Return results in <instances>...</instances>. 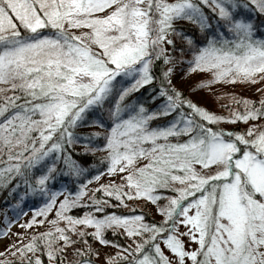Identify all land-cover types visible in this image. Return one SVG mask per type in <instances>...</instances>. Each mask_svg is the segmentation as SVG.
<instances>
[{"label":"snow or ice","instance_id":"6c2138e0","mask_svg":"<svg viewBox=\"0 0 264 264\" xmlns=\"http://www.w3.org/2000/svg\"><path fill=\"white\" fill-rule=\"evenodd\" d=\"M258 26L264 0H0V188L43 197L22 227L55 208L0 264H264V95L191 98L261 78Z\"/></svg>","mask_w":264,"mask_h":264},{"label":"rangeland","instance_id":"374dc122","mask_svg":"<svg viewBox=\"0 0 264 264\" xmlns=\"http://www.w3.org/2000/svg\"><path fill=\"white\" fill-rule=\"evenodd\" d=\"M205 73L207 76L210 75V72H201ZM261 76V78L256 79V81L250 82L256 86H261V89L264 90V74H258ZM204 76V75H203ZM199 77H202L199 76ZM197 81V76L193 75L192 79H189L188 81L182 83L179 78L174 80V83L177 84L178 87H184L185 84H191L193 82ZM246 82H234V83H225L223 81H218L216 83L210 84L206 87V93L205 96L203 93H201L199 90L195 95H193L191 98L194 100H197L200 104H202L206 109L213 111L216 114L223 115L224 113L228 115V111L223 110L219 108L218 103H217V98H219L221 101H233L239 99L240 97H246L249 91L246 90L242 86ZM186 95L188 94L187 92L185 93ZM256 95V92L251 93V96ZM250 124L252 123H257V122H249ZM220 127L223 128H229L230 126L235 127V125H230L226 123H222L219 125ZM240 128L246 127L245 124H240ZM109 180H115V182L119 183V180L117 177H109L107 175L103 176L100 180L99 183H108ZM96 187V182H93L88 185L89 189H92ZM93 193L91 191L87 192V195L90 196ZM63 196L58 197L57 202L59 199H62ZM43 202V197L38 201V203L30 202L27 200V198L23 199L21 201V204L16 206L13 209L6 210L2 216L5 217L8 221V223L5 225L3 222L0 221V227L4 228L3 230L0 231V252L3 253V255H0V260L5 259H11L12 256L9 255V253L12 251L11 248H8V245H15L16 247L20 246V243H27L31 237L37 232V231H48L50 228L53 226L48 223L49 220H52L55 216V208H53L52 211L48 213L46 217H39L37 216V220H44V223L42 224H33L30 227H22V225L26 224L32 217H33V211L36 209L40 208L41 203ZM137 204L139 203L138 201L136 202ZM140 210L139 208H137ZM19 214V215H18ZM0 216V217H2ZM60 226H63V222H59ZM91 231V229H89ZM126 238V237H125ZM20 243H17V242ZM128 242V241H127ZM7 249V251H5Z\"/></svg>","mask_w":264,"mask_h":264},{"label":"trees","instance_id":"16d2710c","mask_svg":"<svg viewBox=\"0 0 264 264\" xmlns=\"http://www.w3.org/2000/svg\"><path fill=\"white\" fill-rule=\"evenodd\" d=\"M256 36L260 37V38H264V27H259L258 26V29H257V32H256ZM173 39H175V37H173ZM201 75H202V77H199V79H204V80L210 78V76H211V74L207 76L205 73H201V72L198 73V76H201ZM242 86L244 88H246L247 91H249V93H247V94H250V95H247L246 97H242V98L240 97L239 99H237V101L236 100H233V101H221L219 98L216 99L219 108L223 110L222 112H224V110H227L229 112L230 109H235L237 111L243 112L244 111L243 100L247 99V100H250V101H259L261 96L264 95V90L261 89V86H256V85H254V84H252L250 82H246V83L242 84ZM145 88L147 89V86H145ZM257 90H259V91H257ZM199 91L201 93H203V95L205 96V93H206L207 90H206V88H203V89H199ZM254 92H256V95L251 96V93H254ZM136 95L138 96V98L144 99L145 98V90L142 89ZM149 107H151V105H149ZM223 115H227V114L224 113ZM168 119H170V117H160V118H158L156 120L150 121L149 123L151 125L155 126L157 124L165 123ZM249 122H253V121H249ZM254 122H256V121H254ZM230 127H233V126H230ZM235 127H239L240 128L239 125L235 126ZM88 130L89 131L98 130V131L103 132L102 128H91V129H88ZM33 135H35V133H33ZM81 147H82V145H77L76 149L73 151V155H75L76 151H78ZM96 155L100 156V155H102V153H97ZM89 159H91V157H89ZM16 179L17 178H13V180L11 181V184H15ZM11 184L8 187L0 188V216H2V214L6 210L13 209L16 206L21 204V202L17 203V192L16 191H12L11 194H10L9 188L11 187ZM24 190L25 189H24V186H23V182H21V188L19 189V191L23 192ZM86 196H88L87 193H86ZM40 199H41V197H34V196H28L27 197V200H29L30 202H34V203L35 202L38 203V201ZM112 203L115 204L116 201L113 200ZM129 203L131 204L132 202H129ZM108 210L109 211L124 212V213L129 212V209H127V208L115 209V208L109 207ZM81 211H82V209H72V210H70V214L78 215ZM136 211L139 212L140 210L136 209ZM0 221L3 222V224H5V225L8 223L7 219L5 217H3V216L0 217ZM3 229L4 228L0 227V231L3 230ZM38 232L42 233V232H45V231H41L40 230V231H37L36 233H38ZM106 235H107V237L109 239L118 240L121 244H126L127 243V239L124 236H122V235L113 236L111 231L107 232ZM40 247L43 248V245H40ZM29 255H32V254L29 253ZM36 255L37 256H41L42 264H48L47 257L44 256L42 254V252H37ZM13 260H14L13 257L11 259H9V261H13Z\"/></svg>","mask_w":264,"mask_h":264}]
</instances>
